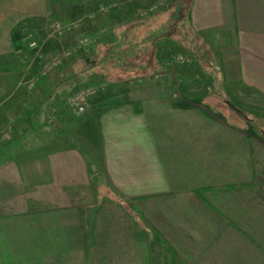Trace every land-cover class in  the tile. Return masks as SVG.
<instances>
[{
  "label": "crops",
  "instance_id": "crops-1",
  "mask_svg": "<svg viewBox=\"0 0 264 264\" xmlns=\"http://www.w3.org/2000/svg\"><path fill=\"white\" fill-rule=\"evenodd\" d=\"M49 6L54 0H0L2 46ZM179 8L188 31L167 42H191L177 52L194 56L196 100L194 89L178 100L179 91L153 81L168 76L165 41L151 75L122 80L87 70L84 83L107 85L89 98L79 126L54 101L57 87L39 86L36 107L19 110L18 93L0 86V264L90 262L87 209L113 204L110 197L125 205L120 194L148 199L155 216L164 208L156 236L171 264H264V0H181ZM14 76L0 73L11 78L5 83ZM242 103L261 116L240 113ZM60 120L72 138L48 135Z\"/></svg>",
  "mask_w": 264,
  "mask_h": 264
},
{
  "label": "rangeland",
  "instance_id": "rangeland-1",
  "mask_svg": "<svg viewBox=\"0 0 264 264\" xmlns=\"http://www.w3.org/2000/svg\"><path fill=\"white\" fill-rule=\"evenodd\" d=\"M85 1L87 5L84 0H77L69 6L64 1L54 0V6H49L46 14L20 24L14 40L11 41L12 46L8 41L2 46L3 41H0L2 54L0 62L10 61L22 66L19 75L14 76L18 78L12 82L5 83L11 78H6L5 81L0 78V86H12V91L18 93L19 110L26 108L28 104L36 107L35 93L39 86L57 87L55 91L59 90V99L55 98L54 101L65 105L64 113L70 108L74 117L72 125L79 126L80 118L85 114L76 113L73 106L74 97L80 91L99 88L105 83L102 81L87 85L82 74L94 65L97 66V71L106 70V65H98L102 54L106 55V49L102 44L104 41H122L124 36L130 37V33L142 46H149L154 54L156 48L158 50L157 44L165 41L161 47L162 60L172 59L169 63V66L171 64L172 66H168L165 71L162 68L167 77H163L162 73V76L154 77L153 81L172 86L179 91L178 100L184 96L183 92L186 89H194V92L188 93L190 100L192 96L195 99V90L202 84V80L197 79L194 56L177 52L180 51V46L191 42L174 41L177 44L167 42L170 37L181 40L179 33L186 34L188 31L187 9H184L178 20L175 18L180 12L177 6L181 0H177L175 5V0ZM82 41L89 43L81 45ZM176 45L177 47H172ZM191 69H194V72ZM41 76L46 77L45 81L40 80ZM34 80L35 84L32 87ZM21 98H25L22 103ZM43 98L47 100L48 96L43 95ZM248 98L253 102L250 97ZM240 105L238 107L240 113L261 116L262 110L258 106L252 103ZM21 111L18 117H21ZM36 113L37 110L32 109L28 117L33 119L37 117ZM44 113L51 114V111ZM54 114L53 118L56 117V111ZM43 118L47 119L45 115ZM54 122L47 123L46 131L50 137L60 134L62 138H72L69 121L60 120L57 123L60 124V128L56 125L55 131ZM120 198L125 201V205L110 197L113 204L99 206L94 202L93 206H88L90 209H87V225L89 230L92 228L93 231L91 247L88 249L93 250V253L90 262L86 264H165L166 260L167 264H171L172 255L164 254L165 239L156 236L163 235L164 208L157 206L158 210L162 208L160 210L162 213L159 211L155 216L148 199L126 197L121 194ZM151 249L155 252L160 249L162 253L150 254Z\"/></svg>",
  "mask_w": 264,
  "mask_h": 264
},
{
  "label": "trees",
  "instance_id": "trees-1",
  "mask_svg": "<svg viewBox=\"0 0 264 264\" xmlns=\"http://www.w3.org/2000/svg\"><path fill=\"white\" fill-rule=\"evenodd\" d=\"M55 1H64L69 6H72L77 0ZM177 8L180 11L179 6H177ZM175 18L176 20L180 18V12L175 15ZM102 47L106 49V55L102 54L98 65H106L107 69L103 71H97L98 68L95 65L88 68V70L91 71L93 77L104 75L112 77L117 75L118 79L131 80L134 77L151 75L152 73L159 70V65L155 58L157 49L154 54L149 46H142L140 42L135 37H133L132 33H130V37L124 36L122 41H117L113 44L103 43ZM21 70L22 66L20 64L0 62V73H16L19 75ZM41 77L42 79L40 80L45 81L46 77ZM85 77L86 71L82 74L83 80ZM104 85H107V83L105 82ZM29 114H31V110ZM198 194L200 195V193Z\"/></svg>",
  "mask_w": 264,
  "mask_h": 264
},
{
  "label": "built area",
  "instance_id": "built-area-1",
  "mask_svg": "<svg viewBox=\"0 0 264 264\" xmlns=\"http://www.w3.org/2000/svg\"><path fill=\"white\" fill-rule=\"evenodd\" d=\"M87 43H89V41H82L81 45H85ZM31 46H34V45H31ZM33 82L34 83H32V87L35 84V80ZM99 88L94 87V88L86 89V90H83L77 93V95L73 99V106L77 114L82 115L86 113L89 98L95 95L97 91L99 90Z\"/></svg>",
  "mask_w": 264,
  "mask_h": 264
}]
</instances>
